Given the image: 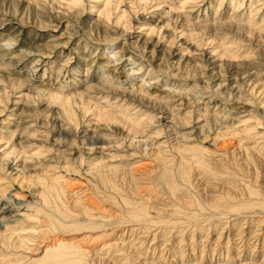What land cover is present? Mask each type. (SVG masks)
<instances>
[{"label": "rangeland", "instance_id": "1", "mask_svg": "<svg viewBox=\"0 0 264 264\" xmlns=\"http://www.w3.org/2000/svg\"><path fill=\"white\" fill-rule=\"evenodd\" d=\"M5 204L0 264H264V0H0Z\"/></svg>", "mask_w": 264, "mask_h": 264}, {"label": "bare ground", "instance_id": "2", "mask_svg": "<svg viewBox=\"0 0 264 264\" xmlns=\"http://www.w3.org/2000/svg\"><path fill=\"white\" fill-rule=\"evenodd\" d=\"M142 1H147V0H142ZM76 4V3H75ZM221 5V4H220ZM170 9V8H169ZM170 11H171V9H170ZM235 12V11H234ZM232 14V13H231ZM216 19V18H215ZM218 20V19H217ZM216 21V20H215ZM221 21V20H220ZM222 22V21H221ZM125 28H127V26H125ZM124 28V29H125ZM6 44H8V45H11L10 43H6ZM118 53H120V55L121 56H123V55H125V53H129V51L128 50H125V51H123V50H118V52H116L114 55H113V57L114 56H118ZM130 60V62L132 63V65H134V63L136 62V61H138V59H133V57H132V55L131 54H129L128 55V61ZM146 62H149V61H146ZM108 63V62H107ZM110 63V62H109ZM139 64V66H140V68H143V67H145L144 66V64L145 63H142V62H139L138 63ZM137 68H133V69H131V70H129V72L127 71V78L125 79V80H123V81H125L123 84H121V85H115V84H112L111 82H106L107 83V86L109 87V88H113L114 89V91H119V90H117V87H121L120 88V91H121V93H123V91H124V88H127L128 89V91L129 92H132V93H135V92H139V91H141V89H143V87L146 85L145 83H148L149 84V82H146V80H141L142 82H141V84L138 86V87H133L132 86V82H130V80L129 79H131V77H134V75L135 74H137V70H136ZM123 71H125V69H122V72ZM105 80H107V79H105ZM223 81V80H222ZM221 82V81H220ZM147 84V85H148ZM223 85V84H222ZM221 86V85H220ZM123 88V89H122ZM169 89H172L171 87L169 88ZM168 89V90H169ZM119 91V92H120ZM172 91L174 92V93H177V94H180V95H183V96H185L187 99H188V95L186 94V93H183V92H181L180 90L179 91H176V90H173L172 89ZM140 93V92H139ZM6 94V93H5ZM48 95H49V97L50 98H52L53 99V101H60L61 100V104H64L65 106H68V108H70L69 106H71L72 105V99L71 98H68L67 96H64L63 97V95H59V94H54V93H51V91H49L48 92ZM78 96H80V94L78 95ZM7 98V97H6ZM2 100V99H1ZM116 100V99H115ZM117 101H119V100H117ZM114 103H116L115 101H114ZM114 103H112V105L114 104ZM102 107V106H101ZM112 107V106H111ZM71 109V108H70ZM69 109V110H70ZM99 109V108H98ZM114 109V108H113ZM104 110V109H103ZM108 110V109H107ZM102 111V110H101ZM101 111H99L98 112V115H99V117L101 118V119H106L107 120V118L108 119H112V120H114V121H119L120 119L121 120H123L126 124H127V126L129 127L128 128V131L129 130H131L132 132H133V136H134V133H135V135H136V132H139V129H140V127L142 126L141 125V123L143 122V121H141L138 117L137 118H132L130 115H128V113H127V110H126V108H125V110L124 109H120V111H119V113L116 115H113L116 111H114V113H110L109 111H105V112H101ZM65 112H67V111H65ZM73 115V114H72ZM133 116V115H132ZM71 118V117H70ZM141 118V117H140ZM142 128V127H141ZM246 129L244 128V130L243 131H245ZM141 131V130H140ZM251 131V130H250ZM246 132H247V130H246ZM199 149V148H198ZM197 151V150H196ZM198 153V152H197ZM36 154H39V152L38 153H36ZM202 154H204V153H202ZM199 161H201L200 159H198ZM198 161V162H199ZM197 162V161H196ZM197 162V163H198ZM185 172V171H184ZM48 178V177H47ZM51 182V181H50ZM43 183V182H42ZM55 183V182H54ZM47 187H48V185H46ZM57 187V186H56ZM46 195V194H45ZM51 195V194H50ZM81 207V206H80ZM16 208V206H14V205H8V204H5L2 208H0V223H3V222H5V224L4 225H6L7 223H8V221H9V219H7V217H9L10 216V214L14 211V209ZM229 208V207H228ZM219 211V210H218ZM236 211V210H235ZM140 214H142V213H140ZM238 214V213H237ZM61 216H62V213L60 214ZM57 216V215H56ZM59 218V217H58ZM52 224V223H51ZM59 224V223H58ZM51 226V225H50ZM61 226V225H60ZM52 227V226H51ZM58 227V226H57ZM62 227V226H61ZM79 245V244H78ZM72 246V247H71ZM75 246V245H74ZM61 248H62V252L61 253H56V254H51V257H52V259H51V264H82V258H81V261H78V257H81V256H79V254L80 255H82V253H83V255H84V251L82 250L81 251V249H78V248H76V247H73V245H72V243H69L68 245H64V246H60ZM44 248H46V249H44V254H45V256L46 255H48V253H49V251H50V249H48L47 247H44ZM56 248V247H55ZM69 248H71V250L69 249ZM43 251V250H42ZM85 259V258H84ZM83 259V260H84ZM80 260V259H79ZM84 263V262H83Z\"/></svg>", "mask_w": 264, "mask_h": 264}]
</instances>
